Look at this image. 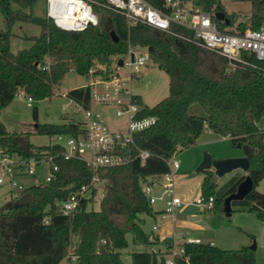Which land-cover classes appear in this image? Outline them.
Instances as JSON below:
<instances>
[{
	"label": "trees",
	"instance_id": "trees-1",
	"mask_svg": "<svg viewBox=\"0 0 264 264\" xmlns=\"http://www.w3.org/2000/svg\"><path fill=\"white\" fill-rule=\"evenodd\" d=\"M35 1L0 0L6 25L5 30H0V110L21 91L33 100L50 98L53 87L70 70L86 76L97 63L109 64L111 57L126 54L129 45L145 48L150 61L167 74L168 95L151 107L135 97L141 106L139 117H155L154 124L135 134L137 147L148 151V157L141 161L133 157L132 149L133 158L125 164L101 169L98 175L105 183V191L99 197L98 209L87 207L95 198L93 188L70 215L62 214L59 204L90 181L91 172L85 163L77 158L65 160L58 146H36L30 142L31 133L7 131L0 121V152L23 159L52 155L57 166L50 181L25 188L32 194L31 204L15 206L12 200L0 210V264H60L71 257L72 264H124L121 251L128 247V234L135 245L157 241L156 237L151 240L142 228L141 216L151 213V204L141 184L149 176L165 173L166 159L195 144L204 131L229 137L249 161L245 173L233 175L217 192L216 183L210 184L213 172H205L201 196L213 197L210 210L222 212L225 197L249 175L252 190L243 199L232 201L231 206L264 221V194L255 190L264 177V129L258 125L264 119V60L244 53L246 64L232 67L224 57L169 32L141 23L128 28L124 17L110 10L100 11L97 26L79 31L60 29L46 16L32 14ZM149 1L158 5L156 0ZM246 1L250 3L249 22H238V30L259 28L264 21V1ZM197 2L204 10L224 12L232 26L235 16L225 11L220 0ZM12 4L18 8L13 10ZM213 19L219 28L227 27ZM108 20L117 41L104 30ZM17 21L38 25L40 33L24 36L30 46L12 52L10 28ZM173 28L182 31L180 27ZM65 95L84 108L90 104L87 86L70 89ZM195 104L203 115L190 111ZM33 118H37L36 108ZM79 126L70 120L57 124L35 122L34 133L77 136L83 133ZM73 238L76 241L69 256ZM182 245L184 253L174 258L175 264H257L248 245L236 250L210 243ZM170 252L171 246L165 252L132 251L131 264H165Z\"/></svg>",
	"mask_w": 264,
	"mask_h": 264
},
{
	"label": "built area",
	"instance_id": "built-area-1",
	"mask_svg": "<svg viewBox=\"0 0 264 264\" xmlns=\"http://www.w3.org/2000/svg\"><path fill=\"white\" fill-rule=\"evenodd\" d=\"M45 1V16L60 29L79 31L88 26H97L100 11L110 10L124 17L128 28L141 23L169 32L224 57L232 67L246 64L244 53L264 60V24L256 29L246 27L238 30L236 26H230V23L225 28H219L213 19L214 12L202 9L197 0H156L158 5L149 0ZM173 27H180L182 31ZM134 48L136 47L129 45L126 54L113 56L109 64L97 63L84 76L87 82L81 87L87 86L89 89L90 104L87 108L68 98L73 107L72 111L82 115L74 122L79 123L83 133L77 136L63 133L51 136L53 141L49 145L58 146L59 154L65 160L77 158L83 161L91 172L90 181L86 185H82L60 202V211L64 215L72 214L80 202L90 196L93 188L97 192L98 188L105 184L98 175L101 169L125 164L133 157L144 161L149 155L148 151L137 147L135 134L154 124L155 117H139L141 106L135 99L137 95L133 93L132 86L150 58L146 49L137 54ZM120 58L121 65L118 64ZM95 70H101L102 73H95ZM70 72L75 73L72 70ZM27 101L33 102V99L27 96ZM102 107L112 108L116 116L126 118L125 128L110 129L105 123L104 114L100 109ZM63 110L67 111V108ZM132 149L135 150L133 157L130 153ZM17 157L13 158L12 155L0 152V165L4 176L8 178L11 186L21 190L15 199L25 192V188L16 178L28 175L36 177L35 166L43 161L48 163V172L41 181L36 177V183L50 181L57 170L52 155L29 159ZM166 164L168 170L163 174L147 177L141 184V190L150 204L164 201L165 211L172 213L181 205L180 198L174 196V176L180 164L177 153L166 159ZM3 180L4 178L0 177V183ZM155 188H158V192H154ZM212 202V196H199L193 204L210 210ZM184 243H200V239L187 238ZM183 253V245L177 246L165 259V264H175L174 258L182 256ZM66 260L68 261L67 258Z\"/></svg>",
	"mask_w": 264,
	"mask_h": 264
},
{
	"label": "rangeland",
	"instance_id": "rangeland-1",
	"mask_svg": "<svg viewBox=\"0 0 264 264\" xmlns=\"http://www.w3.org/2000/svg\"><path fill=\"white\" fill-rule=\"evenodd\" d=\"M222 5L225 8L227 13H232L235 16L232 26L235 27L238 22H249L250 17V3L246 0H220ZM12 9L15 10L18 8L17 5L12 4ZM28 11V9H25ZM31 12L34 16L44 17L46 13V1L45 0H36L31 8ZM100 17V16H99ZM100 20V18H99ZM264 24V21L261 25ZM6 25L4 21V16L0 11V30H5ZM10 31L12 36L10 38V49L12 52H16L20 49L27 48L30 46V42L24 38V36H35L40 33V27L36 24L30 22H15ZM134 51L139 54L145 51V48L136 47ZM112 57L110 61H112ZM109 61V62H110ZM87 82L84 76L77 75L76 73L68 72L59 82V84L53 87V95L50 98H45L42 100H33V102L27 101V95L24 92H18L15 95L14 99L4 108L0 110V121L3 123L7 131L10 132H29L30 142L36 146L47 145L52 142V138L44 134L34 133L35 122L37 123H63L65 121H78L82 117L81 113L72 111V104L69 99L66 97V92L70 89L81 87ZM132 91L136 94L142 102L147 106H153L163 98L168 95V76L161 70L155 63L148 61L145 66L141 69V72L136 77ZM67 108V111H64V108ZM36 108L37 118H33V110ZM104 114V120L107 126L112 130H122L125 128L126 118L118 117L115 115L112 108H100ZM191 112H194L198 115H203L204 112L198 105H193L190 108ZM259 127L264 129V119L258 123ZM204 141V142H203ZM211 155H229L227 157H235V155L242 154L240 147L233 146L229 138H222L219 135L208 133L204 131L200 138L197 141L196 145L191 147L182 148L177 152V158L180 162V169L178 170V175L175 180V191L182 199H189L194 201L198 196L199 190L195 182L199 177L202 176V172H196L200 162L195 166V163L199 157L203 158L204 154ZM13 158H16V155H12ZM18 158V157H17ZM202 161V159H201ZM48 163L43 161L41 164L35 166L36 177L39 181L43 180L48 172ZM239 170V169H238ZM207 170H205L206 172ZM233 172V171H231ZM228 173L222 176L219 183H223L230 176ZM240 172H236L238 174ZM234 174V175H235ZM0 177L4 178L3 182L0 183V210L5 208L6 205L12 200L15 201L16 194L20 193L21 190L17 187H13L9 184L8 178L4 176V170L0 165ZM36 177L32 175L18 177L16 178L17 182L21 184L24 188L29 185L36 183ZM231 178V177H230ZM218 183V184H219ZM222 187L216 184L215 191ZM158 189V188H157ZM256 191L264 194V177L259 182L258 186L255 188ZM105 191V184H102L98 191L95 194L93 202H89L87 207L88 209H98L99 197L102 195V192ZM89 195L87 194V197ZM208 209H205L203 212L205 215H208ZM209 216V215H208ZM235 215L225 217V224H227V230H231L232 237H238L240 233L236 229L233 223V218ZM214 233L211 234L216 239L226 240L229 238V233H226L224 228H218L217 224L214 223ZM150 227V222H148L147 227ZM231 228V229H229ZM237 233V234H236ZM236 234V235H235ZM261 237L259 240L260 247L253 249L254 257L257 264H264V246L263 238L264 233L259 234ZM128 247L121 251V258L124 264H131L130 253L132 251H139V249H148V246L141 245L139 248L133 250L131 235L128 234ZM241 237V235H240ZM238 237V238H240ZM263 237V238H262ZM73 244L69 247L68 252L71 256L74 250V243L76 238H73ZM238 242V240H236ZM254 240L248 245L249 247L253 245ZM221 248V247H218ZM223 249V248H221ZM225 249V248H224ZM225 250H235V249H225ZM169 256V255H168ZM74 258L71 257L69 261L65 259L62 260L61 264H72Z\"/></svg>",
	"mask_w": 264,
	"mask_h": 264
},
{
	"label": "crops",
	"instance_id": "crops-1",
	"mask_svg": "<svg viewBox=\"0 0 264 264\" xmlns=\"http://www.w3.org/2000/svg\"><path fill=\"white\" fill-rule=\"evenodd\" d=\"M208 133H212L211 131H207ZM214 134V133H213ZM202 135V134H201ZM200 135V136H201ZM217 135V134H216ZM198 137V139L200 138ZM222 137V136H221ZM222 138H229V137H222ZM196 140L195 144H197ZM204 142V141H203ZM191 145V146H193ZM189 146V147H191ZM229 155H212L214 159H222L226 158ZM243 156L242 154L235 155V157ZM201 157L197 159L195 166L201 162ZM180 169V164L179 168ZM178 170L174 176V185L175 180L177 178ZM208 171H212V169H208ZM202 172V176L198 178L195 184L198 187V196H201V184L205 178V170L197 171ZM236 172L245 173L242 170H234L230 173V176L227 180L232 177ZM229 175V173H228ZM24 177V176H20ZM221 178V177H220ZM226 180V181H227ZM220 179L218 178L216 184L222 186L225 182L219 183ZM219 183V184H218ZM154 192H158V189L155 188ZM174 196L179 197L181 200V205L172 213L165 211V204L164 201H156L151 204V213L148 215H142L144 222L142 228L146 234H148L152 240L153 237L157 238V241L148 244V249H139V251H153V252H165L167 246H171V251L176 248L177 246L182 245L187 238H198L200 239V243H210L217 247L225 248V249H239L242 246L249 245L252 240H254V249L260 247V236L259 234L264 233V221H259L256 219L253 213L240 209L237 206H231V213L230 215H226L223 211L222 212H213L209 211L208 215H205L203 212L205 209L201 207H197L193 204L194 201L189 199H182L175 191L174 186ZM196 197V198H197ZM195 198V199H196ZM194 199V200H195ZM235 215L233 218V223L236 229L239 231L240 235L238 237L231 236V230H227V224H225V217ZM148 222H150V227H147ZM214 223H216L218 228L226 229L225 232L229 233V238L226 240L216 239L214 235ZM237 234V233H236ZM235 234V235H236ZM263 238V237H262ZM238 240V242L236 241ZM264 240V238H263ZM133 244V243H132ZM141 245L133 244L132 248H139ZM143 246V245H142ZM146 246V245H145ZM264 246V242L263 245ZM169 255V254H168ZM166 255V258L168 257ZM62 263V261H61ZM60 263V264H61Z\"/></svg>",
	"mask_w": 264,
	"mask_h": 264
},
{
	"label": "water",
	"instance_id": "water-1",
	"mask_svg": "<svg viewBox=\"0 0 264 264\" xmlns=\"http://www.w3.org/2000/svg\"><path fill=\"white\" fill-rule=\"evenodd\" d=\"M215 19L224 22L226 25L230 23V20L225 13L222 11H217L214 13ZM112 23L108 20L104 24V30L107 32H111V37L114 41H117V36L111 30ZM118 64H122V59L118 60ZM239 146V145H238ZM249 161L246 156H238V157H227L222 159H214L211 154H204L202 161L200 162L197 171H203L212 169L213 176L210 181V184L216 183L218 178L224 176L225 174L234 171V170H242L246 172L248 169ZM253 188L252 180L249 175H246L245 178L237 185L236 190L230 193L227 197H225L223 201V212L226 215H230L231 213V202L234 200L243 199ZM32 202V194L30 192H24L18 198H16L14 205H24L31 204ZM251 249H254V245L250 246Z\"/></svg>",
	"mask_w": 264,
	"mask_h": 264
}]
</instances>
